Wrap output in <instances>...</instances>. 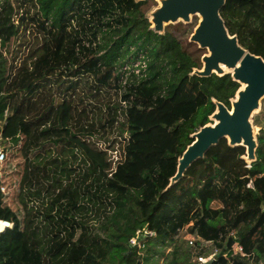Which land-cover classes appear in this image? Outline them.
<instances>
[{
  "label": "trees",
  "instance_id": "obj_1",
  "mask_svg": "<svg viewBox=\"0 0 264 264\" xmlns=\"http://www.w3.org/2000/svg\"><path fill=\"white\" fill-rule=\"evenodd\" d=\"M144 3L0 0V150L11 167L21 159L16 211L0 167V220L14 223L1 229L0 264H264V128L250 163L224 137L171 183L216 101L230 109L241 83L196 74L201 57L152 29ZM221 15L264 59V0H226ZM21 33L9 69L3 48ZM141 54L146 76L123 89L117 69ZM111 87L120 98L106 128L84 97ZM88 208L102 212L94 228L78 218ZM187 235L211 241L216 256L194 262Z\"/></svg>",
  "mask_w": 264,
  "mask_h": 264
},
{
  "label": "water",
  "instance_id": "obj_2",
  "mask_svg": "<svg viewBox=\"0 0 264 264\" xmlns=\"http://www.w3.org/2000/svg\"><path fill=\"white\" fill-rule=\"evenodd\" d=\"M225 3L226 0H163L154 13V25L151 28L157 32L165 22L190 21L191 15H199L201 19L191 40L210 53L203 57V67L195 70V73L206 77L214 73H231L235 80L247 84L244 90L238 92V100L232 101L234 109L216 101L217 109L213 115L219 122L207 124L193 134L195 141L179 159L173 183L181 179L194 161L202 158L211 146L218 144L224 137L229 139L231 146H245L247 156L252 161L256 157L257 141L253 135L251 117L264 98V59L240 45L236 35H230L221 15ZM222 64L235 70L220 74L218 72H222Z\"/></svg>",
  "mask_w": 264,
  "mask_h": 264
},
{
  "label": "rangeland",
  "instance_id": "obj_3",
  "mask_svg": "<svg viewBox=\"0 0 264 264\" xmlns=\"http://www.w3.org/2000/svg\"><path fill=\"white\" fill-rule=\"evenodd\" d=\"M160 7V0H146V3L143 4L142 9L145 11L146 16L149 18L150 21V16L154 14L158 8ZM200 21V16L199 15H191L190 21H184V20H178V21H169L168 23L164 24L163 28L159 31L160 33L164 32H171L174 34L180 41L182 42L183 46L188 49L190 52H195L198 56L201 57L202 64L203 62V57L207 54H209V50L206 48H202L199 43L192 41L191 36L194 33L197 25L199 24ZM152 27V25H151ZM22 42V33L19 37L13 38L12 42H10L6 47L3 48V53L6 57L7 61V66L10 69L12 65L16 64L19 59L15 58V53L19 49V45ZM14 60V63H13ZM197 70V69H196ZM242 85V84H241ZM117 90H119L116 87H111L108 91H104L101 93V96L99 97L98 100L90 102V99H88L86 96L84 97L85 103H90V106L88 107V110L92 109L90 114H95L97 117H101L103 120V124L105 125L106 128H109L112 121L110 119L109 113L110 111V106L115 102L118 98H120V94L117 95ZM47 91V90H46ZM48 92H45V95L48 96ZM51 95L54 97H59L61 98L63 96V93L60 90H56L55 88L53 89V92H50ZM81 96H84V94L81 93ZM79 100V99H78ZM82 101V100H81ZM79 101V103H81ZM94 103V106H93ZM82 107V104L80 105ZM233 108V105L231 103L230 109ZM255 119H258V125L255 123ZM211 122L208 124H211L214 122V120L211 118ZM251 122L253 125V135L256 141H258L259 135L262 134L263 128H264V98L261 100L260 107L257 111L254 112L253 116L251 117ZM229 141V139H228ZM3 149V148H2ZM4 151V150H3ZM6 153V158L5 160L1 163V169L3 170V174L6 176L5 180L8 182V186L11 187V190L8 192L10 195L6 199V201L10 204V206L16 211L18 210V201H17V193H18V182L20 178V171L19 168L16 167L17 163L21 159H14L12 167L8 164H6V161L11 157V151L5 150ZM112 154V158L115 160L119 159L122 157L121 150H115V151H110ZM11 159V158H10ZM247 161L250 163L252 160L246 156ZM221 169H216V176L220 175ZM174 181V180H173ZM171 180V183H173ZM7 189V187H5ZM99 210L96 209H91L88 208L85 212H81L78 214V218L85 219L88 223L89 226L91 227H96L98 226L99 222V215H100ZM3 231V230H2ZM1 232V230H0ZM150 235L152 232L149 233ZM195 235H187L184 237L185 243L188 245L189 248H191L193 252V258L192 260L194 262H198V255H210L213 254L217 248L213 245L211 241H206L204 243H200L202 247L199 245L197 247L193 246L190 243L189 237ZM197 239V237H195ZM12 240V239H10ZM136 242V241H135ZM133 243V241H132ZM139 243V242H138ZM13 249L17 248V244L13 243ZM139 246H142V244H139ZM238 245L236 244V247ZM146 249H142V253L144 254L146 252ZM237 248H235L236 250ZM171 248H167V252L169 253ZM165 262V256L163 257H157L156 261H151L148 264H164Z\"/></svg>",
  "mask_w": 264,
  "mask_h": 264
},
{
  "label": "built area",
  "instance_id": "obj_4",
  "mask_svg": "<svg viewBox=\"0 0 264 264\" xmlns=\"http://www.w3.org/2000/svg\"><path fill=\"white\" fill-rule=\"evenodd\" d=\"M147 59L142 54L138 57H130L128 60H126L124 63H122L119 68L117 69L116 75H117V83L120 84V86L125 89L128 85L132 83V81H140L143 77L146 76L147 72ZM6 153L3 150H0V167L1 163L5 160ZM3 225L5 228H12L14 226L13 222L7 221V220H0V226ZM197 237V236H195ZM194 236L189 237L190 243L197 247L202 245L200 243L206 242L203 239H200L197 237L195 239ZM133 244L137 243V240L135 238L132 239ZM136 241V242H135ZM238 250L241 251V247L238 245L236 247ZM217 250L210 255H198V262L199 263H207L211 259H213L216 256Z\"/></svg>",
  "mask_w": 264,
  "mask_h": 264
},
{
  "label": "bare ground",
  "instance_id": "obj_5",
  "mask_svg": "<svg viewBox=\"0 0 264 264\" xmlns=\"http://www.w3.org/2000/svg\"><path fill=\"white\" fill-rule=\"evenodd\" d=\"M162 2H163V0H160V5L162 4ZM200 19H201V17H200ZM150 21L152 22V25H154V14H152V15L150 16ZM168 22H169V21H168ZM168 22H165L164 24H166V23H168ZM221 66H222V72H218V73H220V74H223V73H225V72H229V71L232 72V71L235 70L234 68H230V67H228V66L225 65V64H222ZM246 87H247V84H246V83H242V85H241L239 91H240V90H244ZM239 91H238V92H239ZM238 92H237L236 96L232 99L233 102L238 100V98H239V93H238ZM232 109H234V108H232ZM258 109H259V108L255 109V111H257ZM255 111H254V112H255ZM211 118L214 120V122L211 123L212 125H214L215 123H218V122H219V120H218L214 115H212ZM241 144H243V142H241ZM1 229L5 230L6 228H5L3 225H1V226H0V230H1Z\"/></svg>",
  "mask_w": 264,
  "mask_h": 264
}]
</instances>
